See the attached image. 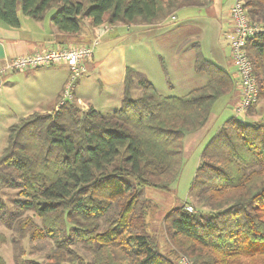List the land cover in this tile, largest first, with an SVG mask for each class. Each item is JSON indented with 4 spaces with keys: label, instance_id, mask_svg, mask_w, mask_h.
<instances>
[{
    "label": "trees",
    "instance_id": "trees-1",
    "mask_svg": "<svg viewBox=\"0 0 264 264\" xmlns=\"http://www.w3.org/2000/svg\"><path fill=\"white\" fill-rule=\"evenodd\" d=\"M249 18L264 24V0H241ZM212 0H0V22L19 27L18 12L50 22L59 32L82 35L103 25L153 26L186 8ZM193 69L207 82L182 96L160 95L150 81L138 83L126 67L120 106L105 117L93 108L78 113L64 105L53 113L19 118L7 128L0 154V189H16L11 216L26 221L33 239H52L45 264H264V117L228 118L200 153L188 197L205 207L184 205L164 216L170 244L163 253L148 233L152 210L142 189L167 190L183 167L186 136L208 124L215 101L233 92L232 74L207 60L198 43ZM245 51L264 100V33L247 39ZM253 108V107H252ZM251 108V109H252ZM249 109L248 111H251ZM0 203V218L3 213ZM0 236V242H4ZM80 245L89 261L71 246ZM0 264H5L0 258ZM18 264H39L20 261Z\"/></svg>",
    "mask_w": 264,
    "mask_h": 264
},
{
    "label": "rangeland",
    "instance_id": "rangeland-1",
    "mask_svg": "<svg viewBox=\"0 0 264 264\" xmlns=\"http://www.w3.org/2000/svg\"><path fill=\"white\" fill-rule=\"evenodd\" d=\"M235 1L215 0L214 6L210 8L183 9L178 12V19L176 21L175 12L167 17L164 22L158 24L161 25L159 28L155 27L158 25H153L152 28L151 26L143 25L111 26L106 24L99 27L98 29L104 27V32L113 29L116 30L115 33L120 34L122 39L118 43L127 45V49L124 48L125 51L123 52L127 65L129 67L132 65L135 71L141 72L134 77L135 86L132 88V98H137L140 95L138 83L142 78L150 81L159 90L160 95L163 96H182L193 89L203 86L208 80L207 75L195 73L192 66L195 56L192 48L196 42L194 40H197L200 44L202 54L207 60L231 71L232 68L228 62L229 51L225 34L230 28L227 15L228 8ZM85 23L88 24V21ZM141 26L143 27L139 29ZM111 27L112 29H110ZM145 37L147 38L142 39L145 40L144 43H138L140 38ZM177 43H179L178 49L175 46ZM188 45L189 47H187ZM175 56H178L181 62V66L176 69L172 64L175 61ZM25 73L24 71L17 73L21 81L16 86L10 90L3 87L0 91V154L6 144L7 128L19 119L15 118L18 112L24 113L26 112L24 111L25 109L29 106L31 108L36 103H46L42 105L46 106V109L50 108L54 103L52 97L57 85L55 78L39 75L36 79L28 78L24 80ZM106 77L97 74V71H93V69L87 70L86 67V72L78 78L76 86L80 79H87L81 91L88 92L87 94L91 96V102L95 103L97 111L103 116L108 117L120 106L122 88L116 87L114 84L108 87L105 83L107 82ZM98 80L103 84L100 97L97 94V89L100 86ZM63 88L64 85L60 95L63 92ZM77 90L80 92V87H77ZM9 95H14L16 99L13 102L6 100L9 98ZM60 95L55 109L50 113H53V111L64 105H71L80 114L84 112L82 111V106H88L82 99H80L82 105L75 102L74 104L58 106ZM2 97L5 99H2ZM232 103L229 95L218 98L212 107L211 117L214 118L209 123V127L206 126L196 136L195 134L186 136L184 141L183 167L176 183L171 185L167 190L153 187H145L141 190L142 197L149 199L152 203V210L147 217L148 233L154 237L158 248L163 253H167L171 248L163 228L165 214L171 208L178 205H184L186 210L188 207L191 208V213L194 209L200 211L205 209L204 206L199 205L195 200H191L188 197V190L204 146L219 126L229 117L235 116L233 112L235 105L233 106ZM39 113L32 112L27 116ZM235 117L239 122L260 121L264 117V100L256 102L251 111ZM17 197L16 189H0V203H2L3 211H5L0 218V236L4 240V242H0V258L5 264H18L20 261L25 260L45 264L55 249L54 240L33 239L31 231H33L34 227L26 219H32L33 223L37 226L40 223L37 218L33 217L32 212L26 211L19 216L10 215L9 223L4 221L6 219L5 216H9L10 212H14L13 201ZM71 247L84 260L89 261L92 258L80 245Z\"/></svg>",
    "mask_w": 264,
    "mask_h": 264
},
{
    "label": "crops",
    "instance_id": "crops-1",
    "mask_svg": "<svg viewBox=\"0 0 264 264\" xmlns=\"http://www.w3.org/2000/svg\"><path fill=\"white\" fill-rule=\"evenodd\" d=\"M214 2L215 0H212V4L210 7L214 6ZM232 5L230 4L228 8V12H227L228 20H229L230 8L232 7ZM50 16H51V13H48L42 20L37 21L29 17H24L21 15L20 12H18V18H19L18 28H11V27L6 26L2 22H0V65L5 63L10 58H13L19 55H27V54H32L37 51H46L48 49L62 48V47H67L69 45H78V44L87 45L96 37L98 38L100 37L98 46L96 47L92 58L85 63L87 70L93 69V71H97V74H100L101 76H104V77H106V74H107V77H106L107 82L105 83L108 87L114 84L116 85V87L122 88L124 75H125V69L126 67H129V66L126 63L125 54L123 53L125 51L124 48L127 49V45L123 43L121 44L118 43V41L121 42V39H122L120 37V34L115 33L116 30H113L112 27L110 28L112 30L108 32H104L103 28L102 29H98V28L90 29L87 23H85L86 26L84 25L85 26L84 31L81 36L62 33V32H59L56 29V27L53 26V24L50 22ZM175 18H176L175 19L176 21L178 19V12L175 13ZM228 24H229V21H228ZM160 26L161 25H158L155 27L159 28ZM142 27L143 26L139 27V29H141ZM151 27L153 28V26ZM146 38L147 37L140 38L138 40V43H144L145 40H142V39H146ZM194 41H196L194 44L198 43L197 40H194ZM175 46L178 49L179 43L175 44ZM187 47H189V45ZM228 51H229V47H228ZM174 58H175V61L172 64H173V67L176 69L181 66V62L178 59V56H175ZM228 62H229V66L233 69V71L232 69L231 71L226 68L225 69L229 71L234 78H236V74L234 71V67L231 63L230 57H228ZM130 67H132V65H130ZM32 70L24 71L26 72L25 77H23L24 80L28 78L36 79L39 75H46L47 77L55 78L57 85H56L55 91L53 92L54 95L52 97V100L54 101V103L48 109H46V106H42L43 104H46V103H39V104L36 103V105L31 106V108L29 106L27 109H25L24 111L26 112L24 113L18 112V114L15 115L16 119L25 117L31 114L32 112L50 113L52 110H54L57 99L60 95L62 87L68 76V69L64 64H59L57 66L43 67L39 69H32ZM17 73L19 72H12V73L6 74L3 77V87L4 88L10 90L12 87L16 86L17 83L21 81V79L17 76L18 75ZM138 73H141V72H138ZM85 80L87 79H80L78 81V84L75 89V96L76 98H79L85 101V103L88 104L89 108H93L94 110L97 111V107L95 106V103L91 102L92 101L91 96H88L87 94L88 92L81 91L83 89L82 87L85 84ZM99 84L100 86L97 89V94L100 97L101 89H102L101 87H103V84L100 81H99ZM77 87H80V92L77 90ZM170 88L172 87L170 86ZM155 90L160 94L157 88H155ZM229 98H230V101L233 102L232 103L233 106L239 101L240 89H239L238 82L233 92L229 94ZM2 99H5V98L2 97ZM15 99L16 98L14 97V95H9V98L6 100H11L13 102ZM213 118L214 117H210V120L206 126L209 125V123L213 120ZM11 121H12V117H11ZM201 131L194 133L195 136L199 134Z\"/></svg>",
    "mask_w": 264,
    "mask_h": 264
},
{
    "label": "built area",
    "instance_id": "built-area-1",
    "mask_svg": "<svg viewBox=\"0 0 264 264\" xmlns=\"http://www.w3.org/2000/svg\"><path fill=\"white\" fill-rule=\"evenodd\" d=\"M229 26L225 39L229 47V57L235 69V79L240 89V99L233 107V112L235 116H239L246 113L257 102V84L251 61L245 51V44L247 39L264 33V24L252 21L243 2L236 0L230 8ZM98 43L99 38L96 37L87 45H69L10 58L0 65V91L6 74L64 64L68 69V76L58 106L75 102L82 105L81 100L74 96L76 83L78 78L86 72L85 63L92 58ZM82 107L84 112L89 109L87 105ZM186 211L191 212V208L188 207ZM180 264H189V262L182 257Z\"/></svg>",
    "mask_w": 264,
    "mask_h": 264
}]
</instances>
